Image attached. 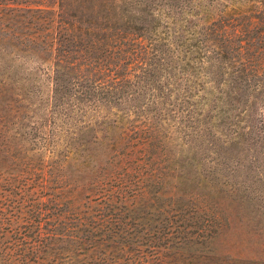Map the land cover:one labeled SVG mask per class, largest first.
Here are the masks:
<instances>
[{
  "label": "trees",
  "instance_id": "16d2710c",
  "mask_svg": "<svg viewBox=\"0 0 264 264\" xmlns=\"http://www.w3.org/2000/svg\"><path fill=\"white\" fill-rule=\"evenodd\" d=\"M0 264H264V0H0Z\"/></svg>",
  "mask_w": 264,
  "mask_h": 264
},
{
  "label": "rangeland",
  "instance_id": "374dc122",
  "mask_svg": "<svg viewBox=\"0 0 264 264\" xmlns=\"http://www.w3.org/2000/svg\"><path fill=\"white\" fill-rule=\"evenodd\" d=\"M20 63L22 64V68H24V69L26 68L27 70L33 66V64L31 62L26 61L25 59H22L20 61Z\"/></svg>",
  "mask_w": 264,
  "mask_h": 264
}]
</instances>
